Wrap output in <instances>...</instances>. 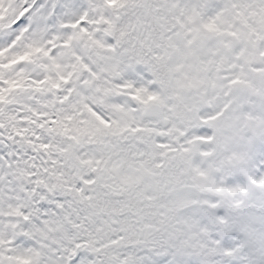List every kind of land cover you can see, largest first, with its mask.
Returning a JSON list of instances; mask_svg holds the SVG:
<instances>
[{
  "label": "snow or ice",
  "instance_id": "1",
  "mask_svg": "<svg viewBox=\"0 0 264 264\" xmlns=\"http://www.w3.org/2000/svg\"><path fill=\"white\" fill-rule=\"evenodd\" d=\"M0 264H264V0H0Z\"/></svg>",
  "mask_w": 264,
  "mask_h": 264
}]
</instances>
